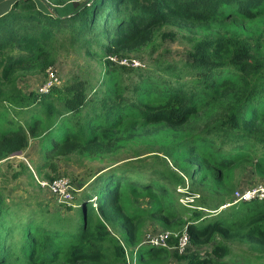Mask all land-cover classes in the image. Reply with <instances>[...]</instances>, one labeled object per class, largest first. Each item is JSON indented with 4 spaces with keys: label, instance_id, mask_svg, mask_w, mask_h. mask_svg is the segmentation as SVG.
<instances>
[{
    "label": "trees",
    "instance_id": "trees-1",
    "mask_svg": "<svg viewBox=\"0 0 264 264\" xmlns=\"http://www.w3.org/2000/svg\"><path fill=\"white\" fill-rule=\"evenodd\" d=\"M53 5H46L48 11H42L34 0H14L10 9L0 15V122L11 110L22 118H11L0 128L3 149L14 150L26 141L27 132L38 133L37 167L55 173L56 163L47 151H81L97 139L109 141V133L125 118L181 126L207 105L217 103L219 91L231 88L236 79L238 96L221 102V110L212 121L199 127L190 142L199 151L215 150L218 170L249 156L264 166V126L258 124L264 118V56L250 55L242 45L226 59L197 50L180 65L157 62L152 67H137L131 62H112L117 84L97 89L90 81H79V91L86 92L84 98L75 92L78 81L52 84L48 91L38 90L31 95H21L13 83L20 69L44 61L52 43L78 47L110 62L108 53L117 55L133 47L166 22L201 25L216 18L251 19L264 10V0H55ZM132 161L94 175L78 193L74 207H68L73 209L71 217L52 216L42 208L24 215L20 214L21 207L12 209L0 202V264H55L60 260L67 264H115L120 257L125 258L108 226L112 224L109 215L119 204L121 186L164 196L176 194L177 185L185 184L167 162H156L138 171L136 167L141 165ZM44 176L49 181L54 178L48 172ZM186 192L188 189L181 194L192 196ZM207 202L215 209L204 213L206 210L185 207L178 201L192 211L194 219L187 226L189 246L215 234L239 232L242 225V237L264 241V198L237 202L233 198L226 206L223 199L207 198ZM192 204L206 205L199 196ZM176 209L169 214L175 215ZM142 212L150 209L132 211L125 220L129 234L134 229L132 221ZM21 228L23 238L16 236ZM227 252L224 245L218 244L211 253L222 256ZM144 253L159 255L162 249L147 247ZM184 259L180 264L232 263H218L197 252ZM234 264L250 261L242 257ZM256 264H264V256Z\"/></svg>",
    "mask_w": 264,
    "mask_h": 264
},
{
    "label": "rangeland",
    "instance_id": "rangeland-1",
    "mask_svg": "<svg viewBox=\"0 0 264 264\" xmlns=\"http://www.w3.org/2000/svg\"><path fill=\"white\" fill-rule=\"evenodd\" d=\"M34 1L38 2L42 11H48L46 5L53 7L55 0ZM241 45L247 48L250 55L264 56V10L251 19L235 16L216 18L201 25L166 22L144 35L133 47L117 55L108 53L107 59H110V62L96 55L87 54L78 47L52 43L44 61L20 69L13 77V83L21 95H31L37 92L52 74L54 86L78 81L75 92L84 98L86 92L79 91L81 88L79 81H90L97 89H106L117 84L118 75L112 73V62L118 60L134 62L137 63L135 65L137 67H152L157 62L180 65L197 50L208 52L215 58L226 59L237 52ZM232 84L231 88L219 91L217 103L207 105L181 126L173 127L164 122L142 123L139 119L125 118L109 133L111 137L109 141L97 139L81 151L61 148L47 151L50 160L56 163L55 173L49 168L37 167L40 152L38 133L27 132L26 141L11 151L3 149L0 144L1 204L12 209L21 207L20 214L24 215L28 211L42 208L52 216L71 217L73 209L68 207L70 205L74 207L78 193L101 170L126 160H134L132 162L141 165L136 167L138 171L152 167L156 162H167L185 182L183 186L182 183L177 185L176 194L161 196L152 191L134 192L128 190L126 186L119 189V204L109 215L112 224L108 226L113 239L122 247L124 254L133 261V264H180L185 262L183 258L191 252L209 255L210 259L218 263L226 260L234 264L238 258L245 257L250 264H256L257 260L264 256V241L242 237L244 225L238 228L239 232L215 234L210 239L201 238L198 243H191L184 252L180 253L177 250L179 235L187 232L188 224L194 221L192 211L183 207L188 206L180 201L181 198L201 197L206 204L202 205L201 209L206 210L204 212L206 213L209 209H215L214 205L208 206L207 198L213 201L223 199L225 203H229L235 197L236 191L264 186V166L258 165L253 156L242 158L224 170H218L215 163L218 153L213 149L199 151L190 142V137L199 127L212 121L219 109L221 110V102L238 96V80L234 79ZM90 90L88 88L89 92ZM11 118H14V121L17 119L22 121L15 110H11L2 116L0 128ZM258 124L264 126V118ZM216 171L219 172L217 176ZM45 172L50 173L53 179L64 177L69 180L75 189L72 204L60 202L44 185V182L49 180L44 176ZM187 189L186 193L192 196L181 194ZM166 200L170 201L163 205L162 202ZM91 204L96 205L93 198ZM224 206L220 208L223 209ZM173 207L177 208L175 215L169 214L174 210ZM139 209L143 211L150 209V212H142L139 218L132 221L134 229L129 234L124 222L132 211ZM217 210L219 211V207ZM164 234H168V238L164 240L165 246H162L160 241L154 245L149 243L150 239L159 240ZM16 236L23 238L22 228ZM218 244L224 245L228 252L222 256L212 254V249ZM147 247H159L162 253L142 254ZM55 264L67 263L60 260ZM115 264H127L126 258L123 257L121 260L120 257Z\"/></svg>",
    "mask_w": 264,
    "mask_h": 264
},
{
    "label": "built area",
    "instance_id": "built-area-1",
    "mask_svg": "<svg viewBox=\"0 0 264 264\" xmlns=\"http://www.w3.org/2000/svg\"><path fill=\"white\" fill-rule=\"evenodd\" d=\"M128 61H123L121 60V64H127ZM131 64L133 66L137 65V63L131 62ZM53 75L50 74L49 78L47 79V81L40 87L39 91L41 92H46L48 91L49 87L53 84ZM44 185H46L48 187V189L50 190V192H52L53 194H55L58 198V200L62 203L65 204H72V201L75 198V194L73 193V191L75 190L74 187L72 186V184L69 182L68 179L64 178V177H57L55 179L52 180H48L44 182ZM254 198H264V186H258V187H253V188H249V189H245L243 191H236L235 192V197H234V202L237 201H249L251 199ZM181 202H183L185 205H187L188 207L191 208H199L201 209V207L199 206H195L192 204V202L194 201V197H190V198H181L180 199ZM95 204V203H93ZM168 238V234H164L161 235L158 239H150L151 241L149 242L151 245H154V243H159V241L161 242L162 246H165V241ZM157 245V244H155ZM189 247V235L186 231H184L183 233H181L178 237V242H177V250L181 253L184 252L186 250V248ZM126 259H127V263L128 264H133V262H130V258L127 257L125 255Z\"/></svg>",
    "mask_w": 264,
    "mask_h": 264
},
{
    "label": "crops",
    "instance_id": "crops-1",
    "mask_svg": "<svg viewBox=\"0 0 264 264\" xmlns=\"http://www.w3.org/2000/svg\"><path fill=\"white\" fill-rule=\"evenodd\" d=\"M14 0H0V15H2L3 13H5L6 11H8L11 7V5L13 4ZM40 10H41V6L38 4Z\"/></svg>",
    "mask_w": 264,
    "mask_h": 264
},
{
    "label": "clouds",
    "instance_id": "clouds-1",
    "mask_svg": "<svg viewBox=\"0 0 264 264\" xmlns=\"http://www.w3.org/2000/svg\"><path fill=\"white\" fill-rule=\"evenodd\" d=\"M126 258V257H125Z\"/></svg>",
    "mask_w": 264,
    "mask_h": 264
}]
</instances>
